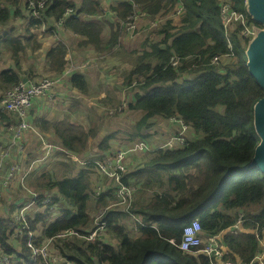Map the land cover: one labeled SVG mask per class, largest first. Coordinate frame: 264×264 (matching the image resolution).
<instances>
[{"label":"trees","instance_id":"trees-1","mask_svg":"<svg viewBox=\"0 0 264 264\" xmlns=\"http://www.w3.org/2000/svg\"><path fill=\"white\" fill-rule=\"evenodd\" d=\"M0 1L5 4L0 8V53L5 50L14 59L10 67L0 68L1 98L27 77L18 55L27 49L33 52L42 45H30L32 35L28 42L22 43L13 32L11 21L26 15L25 2ZM75 2L47 0L41 19H31L25 27L28 31L43 24L54 35L60 34V39L43 52L50 78H59L67 69L65 55L71 39L64 33L77 36L81 47L107 52L118 44L124 33L121 22L133 14L132 2L150 21L168 14L176 4H182L183 11L176 19L168 18L153 28L152 39L147 36L145 50L125 78L130 88L125 111L135 114L133 129H116L102 135L100 126L85 129L68 116L59 120L37 117L31 122L42 139L56 146L48 157L41 159H51V168L47 171L44 168L48 167V161L33 163L43 157V147L26 154L24 159L27 171L24 185L27 182V188L37 194V212L32 209L27 216V230L35 234L33 242L40 244L43 239L53 238L52 253L71 264H216V260L177 248L183 227L198 220L203 233L215 234L231 227L237 211H242L248 218L245 232L223 237L229 250L223 259L233 263L238 258L250 261L257 250L252 231L264 224V175L248 168L260 141L254 127V106L264 96V90L250 76L247 67V49L254 38L243 37L239 23L226 31L219 15L220 5L227 3L246 16L255 32V28L263 31L264 27L253 20L245 0H128L106 6L96 0H80L77 7ZM7 4L13 11L9 12ZM68 9L73 12L64 18ZM60 19L64 20L58 30L56 22ZM172 56L179 58L177 67L167 66ZM214 56L221 57L217 65L211 64ZM68 82L72 95L75 91L87 92L88 84L81 72L72 73ZM78 109L79 104L75 102L71 111ZM129 115L134 121L133 115ZM172 116L193 129L195 136L191 133L188 145L159 149L122 178L123 184L138 189V197H144L150 190L152 198L146 202L133 201L128 213L114 206L113 198L108 201L94 198L92 178L97 172L96 162L114 150L118 135L124 134L130 141L140 138L160 144L161 141L153 139V127L166 125ZM0 122L7 129L18 120L5 113ZM68 154L83 159V166L66 159ZM54 165L65 169L59 180L43 174ZM21 191L23 186L18 184L15 193ZM45 197L49 200L42 205ZM94 204L107 209L103 221L110 238L94 241L75 236L66 240L54 238L66 229L81 233L92 229L90 212ZM25 205H12L9 216L0 217L1 252L15 253L10 237L16 225L13 216ZM131 214L140 219L137 224L140 236L134 238L125 225L126 217ZM21 239L20 256L26 264H49L41 259L33 261L26 238ZM170 239H175L176 244Z\"/></svg>","mask_w":264,"mask_h":264},{"label":"built area","instance_id":"built-area-1","mask_svg":"<svg viewBox=\"0 0 264 264\" xmlns=\"http://www.w3.org/2000/svg\"><path fill=\"white\" fill-rule=\"evenodd\" d=\"M23 1L26 5V15L18 16L16 18L14 17L11 21V26L15 30V36L20 40H24L28 37L27 31L25 29L27 23L31 19L40 20V15L42 13L41 10L47 5V0ZM98 1L100 4H102V0ZM122 1L128 0H120V2ZM75 4L76 7L79 5L78 0H76ZM245 5L247 6V0H245ZM1 7L2 6L0 5V8ZM132 7L133 14L126 17L121 22V28L123 31L130 35H133L137 28L136 21L138 17L145 18L146 16V14L140 11L138 6L133 2ZM182 11V4H176L173 10L174 14L171 12L165 14L166 16H159L158 19H154L150 22L149 27L152 28L156 27L159 23L162 24L163 21H166L169 18V14H171L172 17H179ZM72 12V9L66 10L64 18H66V16ZM219 15L226 31L232 27L234 23H239L242 25L241 34L243 37H256V32L249 27L246 16L234 11L229 4L226 3L220 5ZM63 20L64 19H60L56 22L58 30L60 29L59 27H61ZM160 24L157 27H159ZM42 28H44L43 24ZM228 46H231L230 43ZM227 56H232V54ZM220 58L221 57L219 56H214L211 59V64L217 65L220 61ZM65 59L68 64L69 53L68 56L65 55ZM178 64L179 58L172 56L169 59L167 66L177 67ZM74 67L76 66L74 65ZM65 74H70V72L66 70ZM59 78L43 77L36 80L29 78L22 79L16 86L6 91L0 98V121L2 115L5 113L15 116L18 120L16 124L7 128V131L11 135V145L7 149H4L0 145V172L3 167V158H8L11 153L9 149L11 146L17 145L18 148L16 152L19 154L21 153L22 156H25L26 150L20 143V140L24 139V137H27L30 132L36 131L29 121V109L32 104L40 98H43L48 104H53L56 101L55 99L58 93L57 90H55V86L58 84ZM135 84L136 82L133 83V85ZM126 99L127 97L124 98L123 102H121L117 107H111L109 109V114H115L124 110L127 105ZM168 122L170 124L169 126L175 130H173L165 140L161 141L160 144H155L154 142L146 143L145 140L137 138L131 142H123L117 148H115V146L114 150L107 154L102 161L96 162L98 176L97 179L93 181L94 198H103L107 201L110 198H113L114 206L125 212L129 211L138 189L135 186L123 184L122 178L126 175V173L131 171L129 170V166L131 165H129V162H131V158L133 156L142 154L143 156H146L145 158H149L159 149L171 150L179 147H185L188 145V138L192 136L191 133L194 134L193 129L176 116L170 117ZM41 147L45 149L46 153L44 152L42 158L33 161L34 165L37 164L38 161H42L41 159L49 154V152H47L48 150L51 152L53 148H56V146L51 145L46 141L42 142ZM66 159L77 162L73 155H66ZM26 177L27 171L25 170V167L20 161L17 160H12L5 176L3 178L0 177V201H3V199L6 197V193L7 190H9L11 182L15 180L18 182V184L23 186L25 191L29 192L30 194H34L32 201L23 206L20 210H17L13 216V220L16 225L10 237L12 243L15 244V253H5L0 251V264H26V261L20 256L22 251L20 244L22 240L21 238L23 237L26 238V246L29 249L30 258L33 261H36V259H41L43 261H47L49 264H71L66 259L52 253L51 242L53 238L43 239L40 244L33 242L35 234L28 232L27 230V216L30 214L29 211L32 209H34V212H37V209H35V199L37 194L25 187L24 181ZM98 180H102L103 182L97 183L96 181ZM45 198V200L41 201L42 205L47 203L49 200V197ZM106 210L107 209L99 208L97 213L91 217L92 229H90L88 232L81 233L73 229H66L57 233L54 238L66 240L67 238L75 236L76 238L83 239L85 241L106 240L110 238L106 233L105 223L103 221ZM247 220L248 218L245 216L244 212L237 211L234 224L228 229L222 230L215 234L203 233L199 221L193 220L183 227L179 242L175 241V239H170L169 241L174 245L177 242L176 246L182 252L195 256L203 255L209 258L210 261L216 260V264H264V224L261 228H259L257 225L258 228L252 231L257 239V250L250 261L245 262L244 260L238 258L236 259V262L233 263L224 261L223 259L224 256L229 254V250L226 248V245L223 242V237L227 234L237 235L239 233L245 232L244 225Z\"/></svg>","mask_w":264,"mask_h":264},{"label":"crops","instance_id":"crops-1","mask_svg":"<svg viewBox=\"0 0 264 264\" xmlns=\"http://www.w3.org/2000/svg\"><path fill=\"white\" fill-rule=\"evenodd\" d=\"M117 2H120V0H106V1L102 0V4L100 5L106 6V4L108 3H117ZM78 3H80V0H78ZM0 5L3 6L5 4H3L0 1ZM6 7L8 8L9 12L13 11L14 9L9 4H7ZM146 18H147L146 16L145 18L138 17L136 21L137 28L134 34L130 35L123 31L124 33H122L118 39V44L113 49L107 52H98L97 50L92 49L90 47L87 48L81 47L78 45L77 36L64 33L63 35L67 38H70L72 43L74 44L71 46L70 44L68 45V52L66 55L68 56V53L71 51V53L75 58L76 67H80L88 64L85 67H82L78 69V71H76V72H81L84 75L85 80L88 84L87 92L85 94H80L77 91H75L76 93L72 95L71 92L72 87L68 82L72 73L66 75L64 72V74L60 76L58 84L55 86V90H57L58 93L55 99L56 101L53 104H48L43 98L37 99L34 105L31 107L32 109L31 108L29 109V121L33 122L34 118L37 117L45 118L48 120H59L68 116L69 119H72L74 122H77L86 129L91 128L93 125L100 126L101 127L100 132L102 135L105 134V132H111L112 130L109 129L107 130L106 128H103L106 127L105 125L103 126L100 125L101 123H103L102 121L103 118L101 117L97 118L95 115L93 117L92 112L94 111L98 115H101L102 113L105 114V110H104L105 107L108 106L117 107L119 105L118 103L120 101L123 102L124 98L128 96V92L130 88L127 86L125 78L128 72L136 65L135 61L137 62L138 56L141 55L142 51L145 50L146 48L144 44L142 45V42L145 41V39L147 38L146 36L147 33L152 32L153 28H158L157 26L159 25L158 24L156 27H152V28L149 27L151 21ZM38 30L40 29L29 28V30L27 31L28 37L24 40L19 39L20 42L25 43V41L28 40L30 35H32L33 39L30 41V45H33V43H39L42 45L40 48H37L35 51H33L34 53L35 52L39 53L40 51L44 52V47L45 50H47V48L50 47V46L46 47L44 43H42L40 39V35L38 34ZM13 32L15 33L14 29ZM57 34L60 35L59 33ZM123 34H125V36H123V38L121 39V36ZM151 35L153 36L154 34ZM27 50H25L24 52H26ZM24 52H21L17 58L20 59L21 58L20 55ZM3 53L8 54V59H6V61L8 64L7 67H10L14 63V59L12 58L11 54L8 53L7 51L3 50ZM127 54H129L130 61L131 59H133L134 63L132 64L131 69L124 74V81L122 85L118 84L119 85L118 86L114 81V79L117 76H119L120 73H123V71L128 67L129 63L127 60H129V58L126 59ZM113 68H117L119 73L114 74L112 72ZM109 70L110 73L112 74L108 73ZM63 78H66L65 83L62 82ZM120 79L122 81L123 78ZM114 93H116L117 95H113ZM75 102H78L79 109L75 112H72L71 107ZM124 115H128V113H125ZM164 126L165 124L161 126L155 124L153 130L157 132H161L168 137L170 133L173 131V128L167 126L166 124L168 129L167 130ZM42 142H45V140L42 139V136L37 129L34 132H30L27 137H24V139L20 140V143L24 146L26 150V154L28 153L33 154L34 152L40 151L42 149L41 147ZM47 142L49 143V141ZM0 145L4 149H7L11 145V135L7 133V129H5L3 126H0ZM17 148H18L17 145L11 146L9 148L11 152L9 157L3 158L4 159L3 167L0 172L1 178L5 176L12 160L20 161L21 159H25V156H22L21 153L19 154L16 152ZM17 185L18 182H16V180L12 181L9 190H7L6 197L3 199V201H0V217L7 216L9 207H11L12 205H19L17 204V202H15L12 203L10 206L11 196L17 195L15 193ZM23 193L25 192L23 191L20 192V197L21 195H23ZM7 205L8 207H6ZM1 208H3L5 211ZM130 216L133 217L138 224L140 219L136 217L134 214H131ZM133 229L135 231V234L134 235L130 234V236L133 238L140 236L139 229H137L136 226H133Z\"/></svg>","mask_w":264,"mask_h":264},{"label":"rangeland","instance_id":"rangeland-1","mask_svg":"<svg viewBox=\"0 0 264 264\" xmlns=\"http://www.w3.org/2000/svg\"><path fill=\"white\" fill-rule=\"evenodd\" d=\"M172 10L173 9H171L170 11H169V13H171L172 12ZM166 16V15H165ZM169 18H172V20L173 19H176V17H172L171 16V14H169ZM167 21V20H166ZM166 21H163V22H166ZM162 22V23H163ZM160 24V23H159ZM173 24H176L175 22L173 23ZM37 28H39L40 30H38V34L40 35V39H41V41H42V43H44V45L46 46V47H48V46H51L56 40H58V39H60V36L59 35H54V33L52 32V31H48V29L47 28H44V29H42V26H37ZM231 28V27H230ZM255 28V27H254ZM255 30H256V35L257 34H260V32L262 31V30H258L257 28H255ZM153 32V31H152ZM151 33V32H150ZM150 33H147V35L146 36H149L150 37V39H152V35L150 34ZM36 34V33H35ZM105 36H107V31H106V33H105ZM123 36H125V34H123L122 36H121V39L123 38ZM65 42L67 43L68 41L65 39ZM70 44V46L71 45H74L73 43H72V41L70 42H68V45ZM144 44V41L142 42V45ZM145 45H146V43H145ZM49 48V47H48ZM70 49V48H69ZM44 50H45V47H44ZM70 53V55H69V61H68V64H67V71H69L70 73H74V72H76V71H78V69H80V68H82V67H85L86 65H88V64H86V65H83V66H80V67H74V65H75V58H74V56H73V54L71 53V51L69 52ZM20 59H19V61H20V63H21V67H22V71H24V74L25 75H27V77L26 78H29V79H32V80H36V79H34V78H37V79H40V78H43V77H49L50 76V73L48 72V70H47V68H46V61H45V57H44V55H43V52L42 51H40L39 53L38 52H31V51H29V50H27L25 53H22L21 55H20ZM129 58V60H127L128 61V63H129V65H128V67L123 71V73H120L119 74V76H117L115 79H114V81L116 82V84L118 85V84H121L122 85V83H123V81H124V74L127 72V71H129L130 69H131V67H132V64L134 63V60L133 59H131V61H130V57H129V54H127V56H126V59H128ZM6 59H8V54H4V53H0V68H6L7 66H8V64H7V61H6ZM135 63H136V61H135ZM76 66V65H75ZM112 72L114 73V74H118L119 73V71H118V69L117 68H113L112 69ZM108 73L109 74H112V73H110V70L108 71ZM107 74V73H106ZM33 77V78H32ZM25 78V77H24ZM120 78H123L122 79V81H121V79ZM118 79H119V82H118ZM62 82H66V78H63L62 79ZM119 86V85H118ZM113 95H117L116 93H114ZM127 100V99H126ZM126 100H125V102H126ZM35 103V102H34ZM34 103L32 104V106L34 105ZM31 106V107H32ZM30 107V108H31ZM111 108V106H108V107H105V114H101V115H98L97 113H95L94 111L92 112V114H93V117H94V115L97 117V118H99V117H101V118H103V123H101L100 125H105L106 127H103V128H106L107 130L109 129V130H112V131H114V130H116V129H127V130H131V129H133V122H134V124H135V122H136V120H135V114L134 113H132V112H129V111H125V109L124 110H122L121 112H117V113H115V114H109V109ZM32 109V108H31ZM125 111V112H124ZM125 113H128V115H124ZM132 114L133 115V119H134V121H132V118L130 117V115L129 114ZM167 124V126H169L170 124H169V122L168 123H166ZM108 125H109V127H108ZM167 126L165 125L164 127L167 129ZM168 128H170V127H168ZM86 129V128H85ZM168 130V129H167ZM166 130V131H167ZM111 131V132H112ZM7 133L9 134V132L7 131ZM107 133H110V132H105V134H107ZM167 138V136H165L163 133H161V132H157V131H154V136H153V139H156V140H158V141H163V140H165ZM128 141H130L129 139H128V137L127 136H125L124 134H119L118 135V137H117V139H116V143H117V145H116V147L115 148H117L121 143H123V142H128ZM131 142V141H130ZM146 143H147V141H145ZM91 144H93V142L92 143H90V150H92V148H91ZM47 152H49L50 153V151L48 150ZM45 153H46V151H45ZM89 155V153L86 155V157ZM35 157L36 156H34L33 158L35 159ZM75 157V159H76V161H77V163H78V165L79 166H83V159H79L78 157H76V156H74ZM146 156H143V154L142 155H136V156H133L132 158H131V162H129V170H133V169H136V168H139L141 165H142V162L143 161H145L147 158H145ZM144 158V159H143ZM23 160L24 159H21L20 160V162L22 163V165L24 166L25 164H23ZM46 162L48 161V163L46 164V165H48V167L47 168H44V171H47V170H49L50 168H51V164L49 163L50 161H51V159H49V158H47L46 160H45ZM45 161H42V162H45ZM37 167V166H36ZM65 169L63 168V167H60V166H56V165H54V167L49 171V172H47V173H43V174H45V175H49L50 176V178L52 179V180H54L55 178L56 179H61V175H62V173H63V171H64ZM97 172L94 174V176H93V181H95L96 179H97ZM44 181L46 182L47 181V179L45 178L44 179ZM25 187L27 188V182L25 183ZM94 187V185L92 186V188ZM45 188L47 189V190H49L48 188H47V185L45 186ZM30 190V189H29ZM31 191L32 192H35L36 193V191H34V189L32 190V188H31ZM53 191H55V190H53ZM53 191H51L50 192V194H53ZM22 192V191H21ZM23 192H25V193H23V195H21V197H20V193L19 194H17V195H12L11 196V198H10V206H11V204L12 203H15V202H17V204H20V203H22V202H24L25 204H28L29 202H31L32 201V198L34 197V194H30L29 192H27V191H25V190H23ZM11 193V192H10ZM12 194V193H11ZM152 198V192L150 191V190H148L147 191V194L146 195H144V197H138V195H135V197H134V199H133V201H136V200H138V202H140L139 200L141 199L142 200V202H146V201H148V200H150ZM6 207H8V205L6 206ZM99 207L100 206H96V204H94L93 206H92V210H91V212H90V216L92 217V215L94 216L96 213H97V211H98V209H99ZM1 209H3V208H1ZM119 210H121L120 208H118ZM4 210V209H3ZM5 211V210H4ZM123 211V210H122ZM136 217H137V215H135ZM127 219L125 220V225H126V227H127V230H128V233H129V235L130 234H132V235H134L135 234V231H134V229H133V226H136V227H138V225H137V222L135 221V219L133 218V217H131L130 215L128 216V217H126ZM111 242H114V241H111ZM61 257V256H60Z\"/></svg>","mask_w":264,"mask_h":264},{"label":"water","instance_id":"water-1","mask_svg":"<svg viewBox=\"0 0 264 264\" xmlns=\"http://www.w3.org/2000/svg\"><path fill=\"white\" fill-rule=\"evenodd\" d=\"M248 12L254 21L264 27V0H247ZM249 74L264 90V30L257 34L247 49ZM254 127L260 138L248 168L264 175V96L254 106Z\"/></svg>","mask_w":264,"mask_h":264},{"label":"clouds","instance_id":"clouds-1","mask_svg":"<svg viewBox=\"0 0 264 264\" xmlns=\"http://www.w3.org/2000/svg\"><path fill=\"white\" fill-rule=\"evenodd\" d=\"M96 1H98V0H96ZM105 1H106V0H105ZM98 2H99V1H98ZM122 2H123V1H122ZM99 3H100V2H99ZM117 3H118V2H117ZM65 60H66V59H65ZM132 86H133V85H132ZM129 210H130V209H129ZM128 212H129V211H128ZM128 212H127V213H128ZM92 216H93V215H92Z\"/></svg>","mask_w":264,"mask_h":264}]
</instances>
